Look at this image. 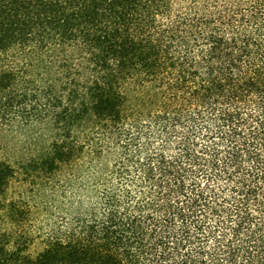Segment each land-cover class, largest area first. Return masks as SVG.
<instances>
[{
    "label": "trees",
    "instance_id": "1",
    "mask_svg": "<svg viewBox=\"0 0 264 264\" xmlns=\"http://www.w3.org/2000/svg\"><path fill=\"white\" fill-rule=\"evenodd\" d=\"M0 264H264V0H0Z\"/></svg>",
    "mask_w": 264,
    "mask_h": 264
},
{
    "label": "rangeland",
    "instance_id": "2",
    "mask_svg": "<svg viewBox=\"0 0 264 264\" xmlns=\"http://www.w3.org/2000/svg\"><path fill=\"white\" fill-rule=\"evenodd\" d=\"M21 152L19 147L15 144H6L4 150L2 151V158L9 162L10 164H14L16 161L20 160Z\"/></svg>",
    "mask_w": 264,
    "mask_h": 264
}]
</instances>
